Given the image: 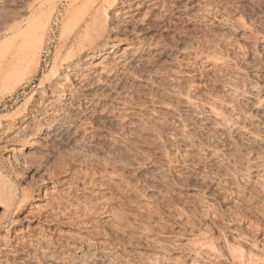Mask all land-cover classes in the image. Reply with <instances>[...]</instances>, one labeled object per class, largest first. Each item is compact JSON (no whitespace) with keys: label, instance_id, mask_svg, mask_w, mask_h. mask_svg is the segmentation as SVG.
<instances>
[{"label":"rangeland","instance_id":"rangeland-1","mask_svg":"<svg viewBox=\"0 0 264 264\" xmlns=\"http://www.w3.org/2000/svg\"><path fill=\"white\" fill-rule=\"evenodd\" d=\"M91 2L0 0V264H264V0L105 3L66 72Z\"/></svg>","mask_w":264,"mask_h":264},{"label":"bare ground","instance_id":"bare-ground-1","mask_svg":"<svg viewBox=\"0 0 264 264\" xmlns=\"http://www.w3.org/2000/svg\"><path fill=\"white\" fill-rule=\"evenodd\" d=\"M78 1V0H77ZM91 1V0H90ZM117 1L118 0H93V2H91V4L93 5V3H94V5H95V7H97V9H96V11L94 12H92L91 13V15H92V17L89 19V20H86V21H84V31H86L85 33H86V35H87V33H88V31L90 30V32L92 33V34H90L91 36L90 37H85V38H88V39H91V40H93L94 41V43H93V45L92 44H88V46H90V47H88V48H84V47H82L81 48V50L79 51V52H75L76 54H70L69 55V57H66V59L64 60V68H65V71L66 72H71V71H81V70H85V72L86 71H88V70H90V65H91V61L92 60H94V59H97V58H100V57H102L103 56V52H105V51H107L108 50V48H109V45L110 44H108V42L106 41V38H105V20L103 21V19L102 18H100L99 17V15L101 16V13L102 12H105V3L106 4H108L110 7H112L113 5H115L116 3H117ZM76 2V1H75ZM88 4V3H87ZM51 11H52V9H50ZM50 13V12H49ZM53 13V12H52ZM52 16V15H51ZM50 15H49V17H51ZM50 19V18H49ZM49 19H47L48 21H49ZM99 19H100V21H101V19H102V22H99ZM46 25V24H45ZM47 26V25H46ZM108 27V26H107ZM45 28V27H44ZM48 29V28H47ZM80 29H82V27L80 28ZM91 29H93V32H92V30ZM107 29V28H106ZM43 31V30H42ZM108 31H109V29H108ZM83 32V31H82ZM43 33V32H42ZM41 33V34H42ZM85 33H84V36H85ZM44 34V33H43ZM80 34H81V32H80ZM80 34L78 35L79 37H80ZM81 35H83V34H81ZM107 35H108V32H107ZM43 36V35H42ZM76 37V36H75ZM78 37V38H79ZM82 37V36H81ZM108 37V36H107ZM111 37V36H110ZM43 39V38H42ZM111 39V38H110ZM90 40V41H91ZM107 40L109 41V39L107 38ZM89 42V41H88ZM119 47V46H118ZM117 47V48H118ZM97 48H99L100 50H98V51H96L95 49H97ZM109 54V53H108ZM119 59V58H118ZM120 59H121V57H120ZM63 68V67H62ZM60 70H61V68H60ZM63 71V70H62ZM60 72V71H59ZM64 72V71H63ZM65 72V73H66ZM58 74V73H57ZM63 74V73H62ZM56 74L54 73V75H53V77L55 76ZM59 76L60 75H57V77L56 78H59ZM53 79H55V78H53ZM60 79H61V77H60ZM60 79H59V82H60ZM56 81V80H55ZM56 83V82H55ZM57 84V83H56ZM60 84H62V83H60ZM60 84H58V85H60ZM62 87V86H61ZM57 89H59V86H57L56 87ZM56 88H55V90H56ZM56 92V91H55ZM60 92H62V91H60ZM61 95V94H60ZM55 96V95H54ZM58 96V95H57ZM53 98V97H52ZM40 111V110H39ZM38 112V111H37ZM32 115V114H31ZM42 115H40L39 113L38 114H36L33 118H31L32 119V122L33 123H37L38 121H39V123H40V121L42 120L41 118H43V117H41ZM66 118V117H65ZM44 119H46L45 118V116H44ZM30 120V119H29ZM253 120V119H252ZM31 121V120H30ZM44 121V120H43ZM47 121V120H46ZM29 122V121H28ZM263 122V121H262ZM47 123H48V121H47ZM32 124V123H31ZM50 124H51V122H50ZM251 124V126H252V128H253V131H249V129L246 131V132H248V133H246L245 135V137H249V139L250 140H252V141H254L255 143L256 142H258V137L259 136H256L255 135V132H254V130H256L257 129V131H259L260 129V123L258 122H252V123H250ZM48 125V124H47ZM9 126H10V124H9ZM36 126V125H35ZM37 126H39V125H37ZM51 126V125H50ZM250 126V125H249ZM27 126H24V129H22V130H20L19 132H17L16 133V131L13 133V135H14V137L15 138H17V140H23V139H25V138H28L29 136H30V134L28 133V131H27V128H26ZM40 128H38V131L33 135V136H31L30 137V139L33 141L34 139H36L39 135H40V133L42 132V129H47L46 128V126H44V124H40V126H39ZM264 127V126H263ZM31 128V127H30ZM37 128V127H36ZM251 128V127H250ZM11 129V128H10ZM10 129H8V130H10ZM13 129V128H12ZM259 129V130H258ZM261 129H262V126H261ZM7 130V129H6ZM14 130V129H13ZM251 130V129H250ZM257 131H256V134L258 135V133H261V132H258L257 133ZM6 134H7V132H5ZM10 133V131L8 132V134ZM27 133L29 134V135H27ZM12 135V136H13ZM243 135H244V133H243ZM13 139V138H12ZM16 140V139H15ZM14 140V141H15ZM30 140V141H31ZM247 140H248V138H247ZM13 141V140H12ZM19 141H17V142H19ZM26 141V140H25ZM249 142H251V141H249ZM253 142V143H254ZM261 142V141H260ZM16 143V142H15ZM15 143H12L13 145L12 146H10L9 148H7L6 149V151H5V153H6V156L7 157H5V158H15V155H16V153L18 152V150H17V145L19 146V143L18 144H15ZM21 143V142H20ZM260 144V143H259ZM259 144H258V146H259ZM256 146V145H255ZM4 152V151H3ZM3 154V153H2ZM4 155V154H3ZM17 158V157H16ZM7 160H10V159H7ZM12 160V159H11ZM80 258V257H79ZM78 258V259H79ZM86 258V257H85ZM77 259V258H76ZM75 259V260H76ZM74 260V261H75ZM80 263L81 264H85L84 262H83V260H85V259H81L80 258ZM87 260V259H86ZM73 261V260H72ZM76 262V261H75ZM79 263V264H80Z\"/></svg>","mask_w":264,"mask_h":264}]
</instances>
